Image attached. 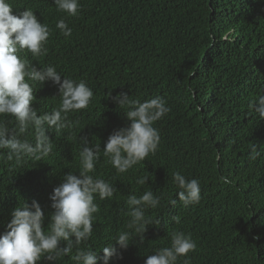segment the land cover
I'll return each instance as SVG.
<instances>
[{"label":"trees","instance_id":"obj_1","mask_svg":"<svg viewBox=\"0 0 264 264\" xmlns=\"http://www.w3.org/2000/svg\"><path fill=\"white\" fill-rule=\"evenodd\" d=\"M9 2L13 14L31 9L50 29L45 55L20 56L37 68L54 66L62 79L84 81L93 97L86 109L68 114L72 127L47 133L53 148L42 160L17 163L0 150V234L12 210L33 200L46 214L48 231L49 196L64 175L82 171L81 137L87 136L89 146L101 147L91 174L115 191L104 200L96 195L93 235L80 250L102 256L127 231L128 248L118 249L109 264H144L182 232L196 249L177 264H264V119L252 107L264 96V0H79L75 17L58 11L54 0ZM60 19L72 29L70 37L56 28ZM34 89L38 115L59 107L56 85L36 83ZM122 92L141 103L160 97L169 111L153 125L160 135L156 152L118 173L103 147L129 123L130 106L111 99ZM0 121L35 142L31 127L21 133L14 117ZM253 144L261 153L255 160L249 158ZM175 172L199 181V203L185 207L179 201ZM142 176L149 180L139 185ZM149 190L160 203L145 211L150 223L141 242L128 228L127 199ZM38 264L75 262L70 256L55 262L42 257Z\"/></svg>","mask_w":264,"mask_h":264},{"label":"clouds","instance_id":"obj_2","mask_svg":"<svg viewBox=\"0 0 264 264\" xmlns=\"http://www.w3.org/2000/svg\"><path fill=\"white\" fill-rule=\"evenodd\" d=\"M54 5L69 17L77 16L81 9L79 0H54ZM56 28L65 37L72 35V29L64 19L57 22ZM49 36L48 25L42 23L31 9L15 15L9 0H0V116L14 117L21 133L31 127L35 141L21 139L0 121V150H7L9 161L19 163L25 157L40 161L49 155L53 144L47 133L72 127L68 114L86 109L93 97L92 89L84 81L62 79L54 66L37 68L20 56L23 51L33 57L45 55ZM49 81L58 87L61 103L53 111L38 115L32 106L36 100L34 86L36 83L43 86ZM111 99L118 106H130L125 113L129 123L108 136L103 155L109 158V163L118 173H125L156 152L160 135L153 125L169 108L160 97L141 103L129 99L128 94L122 92ZM252 107L259 118L264 119V96H260ZM81 141L82 171L78 176L68 172L50 194L53 211L48 214V231H45L46 214L38 201L33 200L30 205L24 202L22 207H15L6 230L0 234V264H38L42 257L55 262L66 256H70L75 264H109L113 257L119 255L118 249L128 248L131 235L124 231L117 235L114 243L102 249V256L99 254L101 251L79 249L93 235V214L99 211L94 202L96 195L104 200L113 197L115 191L110 183L91 174L95 173L100 160V144L89 146L87 136L81 137ZM260 155L257 146L251 145L249 158L255 160ZM148 180L149 177L142 176L136 183L144 185ZM173 181L179 189L178 199L185 207L199 203L201 189L198 180H189L175 172ZM176 202L175 199L170 201L173 205ZM159 203L160 197L150 190L139 197L130 195L127 199L131 217L128 228L135 230L141 242L150 223L145 211L157 208ZM74 248L77 249L76 254L71 255ZM195 249L196 244L190 236L176 232L171 238V246L158 248L154 254L147 255L144 264H177L178 258L187 257ZM185 264H188L187 259Z\"/></svg>","mask_w":264,"mask_h":264}]
</instances>
